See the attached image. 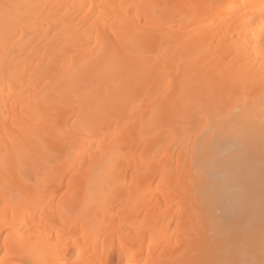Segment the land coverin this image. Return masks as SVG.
Masks as SVG:
<instances>
[{
	"label": "bare ground",
	"instance_id": "obj_1",
	"mask_svg": "<svg viewBox=\"0 0 264 264\" xmlns=\"http://www.w3.org/2000/svg\"><path fill=\"white\" fill-rule=\"evenodd\" d=\"M0 264H264V0H0Z\"/></svg>",
	"mask_w": 264,
	"mask_h": 264
}]
</instances>
